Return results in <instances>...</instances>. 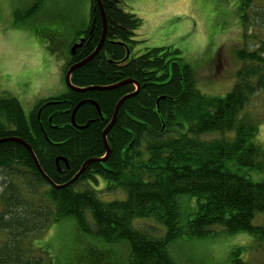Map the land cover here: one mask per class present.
I'll use <instances>...</instances> for the list:
<instances>
[{
  "label": "trees",
  "instance_id": "16d2710c",
  "mask_svg": "<svg viewBox=\"0 0 264 264\" xmlns=\"http://www.w3.org/2000/svg\"><path fill=\"white\" fill-rule=\"evenodd\" d=\"M42 1L28 16L37 14ZM101 1L104 45L72 73L71 83L79 89L134 83L110 91L69 89L44 101L39 119V107L26 117L18 98L0 97V140L26 142L45 175L62 186L87 161L105 157L103 132L119 101L135 95L123 103L107 135L109 158L91 163L68 187H53L20 143L0 144V264H55L33 239L66 219L92 238L127 242L129 264H176L169 247L180 239L248 234L264 243V225L254 223L264 215V144L258 140L261 122L251 113L255 98L264 94V10L255 9L260 0H239L240 67L224 97L199 89L196 70L178 49H147L133 58L141 20L120 8L121 0ZM253 28H259L257 34ZM103 33L97 0H91L86 39L64 75L94 53ZM81 103L75 122L89 124L84 129L71 121ZM99 179L106 181L100 193L124 192L126 198L102 201L94 187ZM81 183L88 188L78 190ZM183 196L190 201L179 202ZM182 204L188 213H182ZM143 222H154L157 229ZM245 249L233 253L231 264H247Z\"/></svg>",
  "mask_w": 264,
  "mask_h": 264
},
{
  "label": "rangeland",
  "instance_id": "374dc122",
  "mask_svg": "<svg viewBox=\"0 0 264 264\" xmlns=\"http://www.w3.org/2000/svg\"><path fill=\"white\" fill-rule=\"evenodd\" d=\"M36 2L0 0V97L18 98L26 117L38 99L69 91L64 67L71 60L72 44L88 31L91 15V0H43L37 14L28 16ZM120 8L141 20L133 58L147 49H178L196 70L203 93L224 97L230 92L240 67L236 58L243 33L239 0H121ZM255 9L264 10V0ZM253 30L254 35L259 28ZM251 113L261 122L258 140L264 144V94L255 98ZM94 187L104 202L126 198L124 192L100 193L106 187L103 179ZM86 188L81 183L77 189ZM185 200L190 198H179V202ZM181 211L186 214L189 209L182 204ZM254 223L264 225V215ZM142 224L157 229L154 222ZM33 240L34 247L47 251L55 264H129L127 242L109 244L87 236L72 219L53 225ZM241 248H246L242 259L247 264H264V243L248 234L180 239L169 247V253L176 264H231L233 253Z\"/></svg>",
  "mask_w": 264,
  "mask_h": 264
},
{
  "label": "water",
  "instance_id": "95a60500",
  "mask_svg": "<svg viewBox=\"0 0 264 264\" xmlns=\"http://www.w3.org/2000/svg\"><path fill=\"white\" fill-rule=\"evenodd\" d=\"M97 4H98V8L100 10V13H101V16H102V19H103V22H104V33H103V36H102V39L100 41V44L98 45V47L96 48V50L94 51L93 54H91L88 58H86L85 60L83 61H80L78 63H75L74 65H72L66 75H65V81H66V84L68 85L69 89L72 90V91H75V92H86V91H92V90H98V91H110V90H113V89H116V88H119L125 84H129V83H134L132 80H126L124 82H121L119 84H116V85H113V86H108V87H89V88H85V89H79V88H76L75 86H73V84L71 83V75L72 73L79 67L85 65L86 63L90 62L91 60H93L98 54L99 52L101 51L103 45H104V42H105V36H106V31H107V24H106V17H105V12H104V9H103V6H102V1L101 0H97ZM84 41L85 39H81L79 41V43H76L72 46L71 48V53L74 55L75 54V51L82 47V45L84 44ZM139 90V85L137 84V91ZM135 94H132V95H128L124 98H122L119 103L117 104V107H116V110H115V113H114V116H113V119L111 121V123L108 125V127L105 129V131L103 132V140H104V146H105V149H106V155L105 157L103 158H100V159H94V160H89L87 161L83 167L81 168V170L78 172V174L67 184L65 185H62V186H58L56 185L51 179H49L45 173L43 172V170L41 169L40 165H39V162L37 160V158L35 157V154L32 150V148L30 147V145H28L26 142H24L23 140H20L18 138H6V139H2L0 140V144L1 143H4V142H18L20 143L21 145H23L24 147L27 148V150L31 153V155L33 156L34 158V161H35V164L37 166V168L39 169V171L41 172V174L47 179V181L55 188H58V189H61V188H65V187H68L70 185H72L73 183H75L80 177L81 175L85 172V170L87 169V167L93 163V162H106V160L109 158L110 154H111V149H110V146L108 144V141H107V135L109 133V131L113 128L114 124L116 123V120H117V116H118V113L123 105V103L131 96H133ZM84 103H81L79 104L73 111V114H72V124L74 126H77L76 125V122H75V114L77 112V110L80 108L81 105H83ZM93 105H95L98 109V111L100 112V109L98 107V105L95 103V102H92ZM101 113V112H100ZM89 124H87L86 126L84 127H79L77 126L78 128L80 129H84L88 126ZM59 161V159L57 160V162Z\"/></svg>",
  "mask_w": 264,
  "mask_h": 264
},
{
  "label": "flooded vegetation",
  "instance_id": "af4514ba",
  "mask_svg": "<svg viewBox=\"0 0 264 264\" xmlns=\"http://www.w3.org/2000/svg\"><path fill=\"white\" fill-rule=\"evenodd\" d=\"M87 32V31H86ZM86 32L82 35V36H80V37H78L77 39H76V41H74V43L72 44V46L74 45V44H76V43H79V41L81 40V39H86ZM70 54L71 55H73L72 53H71V50H70ZM69 63V62H68ZM71 67V66H70ZM66 94V93H65ZM65 94H63V95H65ZM62 95V96H63ZM55 98H57V97H55ZM51 99V98H50ZM46 100H48V99H43V98H41V99H38L36 102H35V104H34V108H33V111L37 108V107H39L38 108V112H37V116H38V119L40 118V116H41V113L43 112V105H45V104H43L44 103V101H46Z\"/></svg>",
  "mask_w": 264,
  "mask_h": 264
}]
</instances>
